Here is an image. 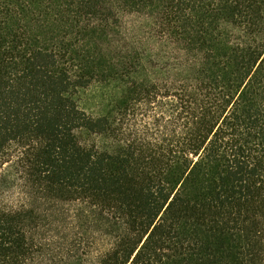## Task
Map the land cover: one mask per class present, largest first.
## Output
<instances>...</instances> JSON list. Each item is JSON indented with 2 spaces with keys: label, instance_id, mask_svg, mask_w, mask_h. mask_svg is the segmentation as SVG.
<instances>
[{
  "label": "trees",
  "instance_id": "16d2710c",
  "mask_svg": "<svg viewBox=\"0 0 264 264\" xmlns=\"http://www.w3.org/2000/svg\"><path fill=\"white\" fill-rule=\"evenodd\" d=\"M0 264H264V0H0Z\"/></svg>",
  "mask_w": 264,
  "mask_h": 264
}]
</instances>
